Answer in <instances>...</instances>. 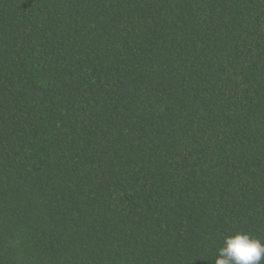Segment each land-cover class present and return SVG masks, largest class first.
<instances>
[{
  "label": "trees",
  "instance_id": "1",
  "mask_svg": "<svg viewBox=\"0 0 264 264\" xmlns=\"http://www.w3.org/2000/svg\"><path fill=\"white\" fill-rule=\"evenodd\" d=\"M264 242V0H0V264H214Z\"/></svg>",
  "mask_w": 264,
  "mask_h": 264
},
{
  "label": "clouds",
  "instance_id": "2",
  "mask_svg": "<svg viewBox=\"0 0 264 264\" xmlns=\"http://www.w3.org/2000/svg\"><path fill=\"white\" fill-rule=\"evenodd\" d=\"M214 264H264V242L245 232L228 234Z\"/></svg>",
  "mask_w": 264,
  "mask_h": 264
}]
</instances>
